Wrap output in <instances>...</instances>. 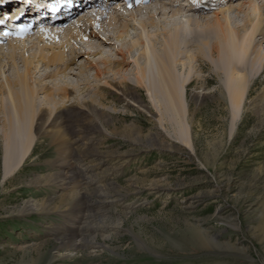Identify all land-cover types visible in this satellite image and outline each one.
Returning a JSON list of instances; mask_svg holds the SVG:
<instances>
[{"label":"rangeland","instance_id":"rangeland-1","mask_svg":"<svg viewBox=\"0 0 264 264\" xmlns=\"http://www.w3.org/2000/svg\"><path fill=\"white\" fill-rule=\"evenodd\" d=\"M161 1L171 11L195 6L190 0ZM208 1L202 3L208 4L206 12L184 15L210 18L221 10L224 0ZM244 1L253 0L231 3L237 6ZM258 1L264 17V0ZM114 4L103 19L109 22V12L114 13L121 25L129 24V37L112 39L121 25L110 36L96 30L99 39L107 38V47L96 48L95 38L93 48L80 44L79 49L85 51L76 49L75 54L83 53L70 57L67 74L47 78L57 69L41 64L34 75L49 88L69 86V100L56 108L74 105L79 123L51 124L55 111L51 123L34 124L32 152L7 176L8 141L0 122V264H264V67L252 76L241 116L233 121L218 56L200 55L190 64L188 51L197 45L195 39L181 45L177 71L190 77L184 92V121L190 133L187 146L179 137L172 111L154 105L147 90L137 84L136 63L143 66L144 60L130 42L142 30L123 8L114 9ZM134 5L129 10L137 12L150 33L156 34L153 40L158 51L163 45L160 33L185 19L174 18V11L167 18L164 13L154 14L149 3L143 9ZM93 7L72 12L75 16L70 20L62 18L64 28L98 10ZM152 18L154 27L149 23ZM244 21L246 16L232 14L233 25L241 27ZM82 25L88 31L87 21ZM34 29L37 36L40 29ZM120 50L129 61L121 66V75L105 62L106 58L122 61ZM182 62H187L185 68ZM17 65L5 69L0 84L5 77L13 78L17 69H24L21 60ZM120 86L126 87L125 92ZM38 97L41 107L47 108L46 95ZM77 127L99 142L93 150L105 154L102 169L117 168L110 182L120 190V199L98 211L104 226L97 234V242L104 245L101 248L72 250L63 245L67 242L64 235L71 230L67 224L79 214L77 205L84 202L87 191L73 192L51 182L59 175L55 163L71 159L69 145L81 149L73 143Z\"/></svg>","mask_w":264,"mask_h":264},{"label":"bare ground","instance_id":"bare-ground-1","mask_svg":"<svg viewBox=\"0 0 264 264\" xmlns=\"http://www.w3.org/2000/svg\"><path fill=\"white\" fill-rule=\"evenodd\" d=\"M45 1L8 0V5L4 0H0V11L3 14L5 13L4 17H7L9 13H12L9 11H11L13 6L16 11L19 10L27 15L29 21H31L35 17L42 15L41 11L44 9L40 5L43 6L46 3ZM105 1L108 4L103 1L97 2L96 4H99L97 11H89L88 14L90 16L87 18L81 17L77 22H72L66 28H64L66 24L64 19L59 21L47 19L42 23L44 27L38 31L37 36L35 35L36 31L32 30L30 32L24 28L22 29L23 36L20 39L8 37V39H5L9 41L7 44L0 39V78L5 75L7 67L17 68V61L21 60L24 65V69H17L13 78L5 77V81L0 84V122L3 124L2 132L4 137L8 141L4 165V171L7 176L21 167L32 152L36 140L34 124L51 123L50 120L55 111L57 112L51 124L79 123L77 115L74 114V105L66 108L63 106L64 109L56 108L60 103L65 105L67 100H69V93L71 92L69 86L49 88L43 81H37L34 75L41 64L45 68L56 67L57 69L56 72H51L47 78H57L60 74H67V71L71 69L69 66L70 57H77L83 53L75 54L76 49L80 48V44H86L88 48H93L94 44L92 43H94L95 38L98 44L96 48L107 47L109 44L106 40L107 38L99 39L95 31L103 32L107 36L111 33L113 34L115 26L121 25V20L114 13L112 14L111 11L109 13L112 16L109 22L103 19L107 16L109 8H111L109 2L115 0ZM213 1L217 2V0L208 2ZM116 2L118 3L114 4L116 5L114 9L119 11L123 8L131 20L136 22L142 30L141 36L137 40L130 42L132 43V48L140 49L144 60L143 66L135 61L137 84L147 90L154 105L157 107L164 105L166 109L169 108L172 111L171 115L177 125L179 137L185 145L190 146L189 128L184 121V116L186 115L184 92L185 85L190 77H182L177 71V66L180 63L179 55L182 53L181 45L189 44L193 42V39H195L194 41L197 45L191 51L192 53L188 51L190 53L189 63L191 64L195 59H198L200 55L211 58L215 55L218 56L220 64L225 71L224 84L230 98L233 121H238L250 80L252 76L256 75L264 67V17L258 0L244 1L237 6L236 3H231V0H224L221 10L207 19L203 15L202 18L186 17L184 15L189 12L200 15L209 9L207 7L208 4H202L205 0H190V4L195 6L189 7L188 11L173 10L174 18L180 19L179 17L185 16V19L183 18V22L176 25L174 29H165L166 31L163 30L164 33H160L163 36V45L159 51L153 40L157 36L155 33H150L147 29V23L139 20L138 13L130 11L131 9L129 10V7L124 5V1L118 0ZM76 3L80 4L79 1H76ZM148 3L155 8L154 14L162 15L164 13L167 18L173 12L161 0H140L135 5L139 4L138 6L143 9L142 6ZM80 7H82V10H86L82 4ZM90 9H94V7H90ZM72 12H75V10ZM234 12L236 15L246 16V21L241 27H237L232 23V14ZM84 20L87 21L88 31L83 27L84 24L82 25ZM155 21L152 18L151 22H149L150 25L156 26ZM6 29L8 28L6 27ZM129 31V24H123L115 32V37L111 38L119 41L126 39L129 37ZM195 33L197 36H195ZM258 36L262 37L259 41H257ZM0 38H5L4 34H0ZM127 48L129 52V47ZM79 50L85 51L83 47ZM4 52H6L7 57L3 56ZM119 52L123 54L122 61L106 58L105 62L111 66L110 68L116 74L121 75L124 72L121 66L127 65L129 61L125 60L126 57L123 50ZM186 65L187 62H182L183 68ZM122 78L125 79V76ZM121 87L119 90L125 92L124 89L126 87ZM41 93L46 95L44 101L48 104L47 108H42L38 102V95ZM50 128L48 132H52L53 129ZM74 131L78 137L73 143L78 144L81 149L71 148L69 145L68 148L72 154L71 159H62L55 163L54 166L59 169V175L51 183L60 188L65 186L66 190L73 192H79L80 189L85 188L87 192L83 195L84 202L80 201L77 205L81 208L79 209V214H77L73 222H70L71 224H67V228L71 230L64 235L67 242L64 241L63 245L68 244L72 250H80L88 246V248H95V246H97L96 248H101L104 245L97 242V234L99 228L104 226L102 223L103 217L99 215L98 211L101 208L104 210L110 201L120 199L118 198L120 190L115 187L112 181L110 182L112 173L117 168L102 169V166L107 161L105 154L93 150L97 148L99 142L95 138L90 139L89 137H93V135L81 127L75 128ZM93 205L97 208H93ZM64 216L68 217L67 215Z\"/></svg>","mask_w":264,"mask_h":264}]
</instances>
